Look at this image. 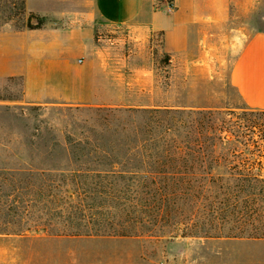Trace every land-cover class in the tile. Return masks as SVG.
<instances>
[{"label":"trees","instance_id":"16d2710c","mask_svg":"<svg viewBox=\"0 0 264 264\" xmlns=\"http://www.w3.org/2000/svg\"><path fill=\"white\" fill-rule=\"evenodd\" d=\"M20 1L11 20L26 14ZM88 110L93 126L59 138L21 109L14 156L29 162L0 165V236L264 240V111Z\"/></svg>","mask_w":264,"mask_h":264},{"label":"crops","instance_id":"0c3cea01","mask_svg":"<svg viewBox=\"0 0 264 264\" xmlns=\"http://www.w3.org/2000/svg\"><path fill=\"white\" fill-rule=\"evenodd\" d=\"M251 1L237 0L239 16L249 24L239 48L231 28L233 0H25V16L46 22L33 30L13 24L0 29V80L20 79L30 104L117 105V98L102 100L82 90L96 87L102 70H114L95 60L96 52L115 42L118 33L139 44L161 35L172 64L186 69L219 55L223 61L231 53L232 87L245 106L264 111V11H257L264 0ZM72 50L80 54L73 64ZM84 71L86 80L80 76ZM46 239L52 237L0 236V254L21 256L20 262L28 264L26 256L37 251L31 242Z\"/></svg>","mask_w":264,"mask_h":264},{"label":"rangeland","instance_id":"374dc122","mask_svg":"<svg viewBox=\"0 0 264 264\" xmlns=\"http://www.w3.org/2000/svg\"><path fill=\"white\" fill-rule=\"evenodd\" d=\"M250 3L253 4L251 0ZM20 7V0H0V29L7 24L18 28L25 26L27 16L10 19ZM251 10L254 13L253 5ZM262 10L264 6L257 8L258 12ZM231 13L232 34L237 37L240 48L243 33H247L249 24L244 23V18L242 22L239 16L237 0H233ZM32 23L36 25L38 20L33 19ZM78 55L79 52L74 50L69 53L71 63ZM94 59L104 61L105 66H111L114 70H109V67L102 70L96 79L98 85L85 86L82 90L92 92L102 100L117 98V105L105 101L89 106L30 104L25 101L20 79L0 80V165L29 162L26 157L20 160L14 156L23 150L25 142V128L20 120L22 108L27 112L29 120L26 124L30 128L48 127L63 138L65 131L72 126L81 129L84 125H94L97 112L89 111V108L167 105L240 112L244 107L230 81L233 64L231 53L223 61L219 55L186 69L180 62L172 64L173 58L166 51L161 35L139 44L118 33L116 41L103 46ZM80 76L86 80L89 73L84 71ZM38 106H41L40 109L32 110ZM68 108L71 111H67ZM26 235L43 237L44 233L29 232ZM31 246L37 251L26 256L28 264H264V240L249 238L52 237L32 241ZM20 261L21 256L14 258L0 254V264H22Z\"/></svg>","mask_w":264,"mask_h":264},{"label":"built area","instance_id":"2783aa9c","mask_svg":"<svg viewBox=\"0 0 264 264\" xmlns=\"http://www.w3.org/2000/svg\"><path fill=\"white\" fill-rule=\"evenodd\" d=\"M172 10V8L171 7H169V11H171Z\"/></svg>","mask_w":264,"mask_h":264}]
</instances>
